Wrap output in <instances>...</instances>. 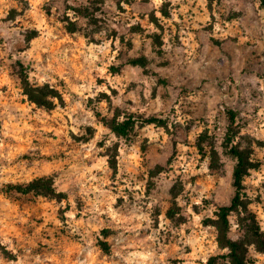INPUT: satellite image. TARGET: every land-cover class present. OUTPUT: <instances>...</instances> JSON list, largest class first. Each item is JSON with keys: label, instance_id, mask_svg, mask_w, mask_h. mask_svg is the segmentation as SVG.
Returning <instances> with one entry per match:
<instances>
[{"label": "rangeland", "instance_id": "374dc122", "mask_svg": "<svg viewBox=\"0 0 264 264\" xmlns=\"http://www.w3.org/2000/svg\"><path fill=\"white\" fill-rule=\"evenodd\" d=\"M234 147L264 264V0H0V264H232Z\"/></svg>", "mask_w": 264, "mask_h": 264}, {"label": "trees", "instance_id": "16d2710c", "mask_svg": "<svg viewBox=\"0 0 264 264\" xmlns=\"http://www.w3.org/2000/svg\"><path fill=\"white\" fill-rule=\"evenodd\" d=\"M167 16V13H164ZM23 85L26 91V94L35 100L36 102L48 104V100L40 98L34 95L32 89L29 87L30 82L26 75L22 77ZM43 104V103H42ZM232 121H234V114H231ZM140 119H133L132 117L127 120L120 122L116 118L111 121V129L120 136H128L130 129L138 122ZM142 123L155 124L162 123L164 121L157 119L155 117L148 119H141ZM232 154L235 155L237 159V165L234 171V187L236 189V194L232 200V203L227 206H222L218 211V219L213 221L214 226L218 232V242L220 246L229 250L227 257L230 259L232 264H246V259L244 256V246L245 242L236 241L230 238V215L234 212H237L243 205L242 201V189L245 176L248 174L249 169L251 168V162L248 158L247 153L244 150L234 147L232 149ZM18 192L23 194L35 193L40 196H56L57 192L54 187V181L50 177L38 178L31 181L25 185H16L13 187ZM253 243H255L261 252H264V233L259 231L253 235ZM209 264H215V259L212 258Z\"/></svg>", "mask_w": 264, "mask_h": 264}]
</instances>
